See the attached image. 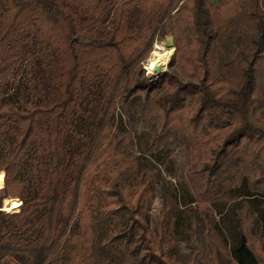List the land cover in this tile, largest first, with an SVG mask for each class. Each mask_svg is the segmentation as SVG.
<instances>
[{
  "label": "trees",
  "instance_id": "obj_1",
  "mask_svg": "<svg viewBox=\"0 0 264 264\" xmlns=\"http://www.w3.org/2000/svg\"><path fill=\"white\" fill-rule=\"evenodd\" d=\"M133 7L155 16L132 29ZM166 35L175 51L148 75ZM134 97L137 137L118 119ZM170 138L195 185L186 259L181 202L150 228L156 180L136 156ZM2 174L0 264H264V0H0ZM222 194L241 197L233 243L209 204Z\"/></svg>",
  "mask_w": 264,
  "mask_h": 264
},
{
  "label": "rangeland",
  "instance_id": "obj_2",
  "mask_svg": "<svg viewBox=\"0 0 264 264\" xmlns=\"http://www.w3.org/2000/svg\"><path fill=\"white\" fill-rule=\"evenodd\" d=\"M111 16L112 13L108 16L106 23ZM154 16V11L142 14L138 9L133 7L128 18L129 25L132 29H137ZM167 37L168 36L166 35L161 40L156 38L152 44L150 53L141 62L142 67L145 68L148 75H157L158 73L166 70L167 64L175 51V46H173V48L171 47L172 50L168 56L153 51H157L155 50V45L157 43L163 46L166 45L165 47H170L165 42ZM187 50L188 48L182 50L181 58L188 56L189 52ZM155 59L160 60L159 70L152 68L153 61ZM141 107L142 102L139 97H134L127 104L119 105L118 107V119L119 116H121L119 121H122L123 126L130 130L136 137L144 130L143 120L140 114ZM187 152L188 151L186 150L184 144L179 139L170 138L153 154L142 155L141 153H138L136 155L138 158L139 173L143 174L145 171L151 170L155 175L156 180L154 186L153 204L148 211L150 228L154 226L161 206L168 196L175 194L181 202L180 210L175 211L174 216L171 219L170 231L175 237L180 254L184 257V259L191 256L196 248L199 247V243L196 239L198 219L195 211L196 205L190 202L194 196L195 185L193 180H191L186 174L189 166ZM2 184L3 174L0 187ZM11 199L19 201L15 197H5L3 199L2 206L4 207L9 205ZM240 201L241 197L235 198L229 194H222L214 198L212 202L209 203L215 211L220 208L225 212L224 220L220 221V227L227 236L229 243H233V231L237 230L239 227L238 218L240 217L242 210ZM250 204L252 208L255 209V203L250 202ZM261 204L262 202L259 201V206H262ZM216 217L218 218L219 215Z\"/></svg>",
  "mask_w": 264,
  "mask_h": 264
},
{
  "label": "bare ground",
  "instance_id": "obj_3",
  "mask_svg": "<svg viewBox=\"0 0 264 264\" xmlns=\"http://www.w3.org/2000/svg\"><path fill=\"white\" fill-rule=\"evenodd\" d=\"M166 46V45H165ZM165 46H163V45H161V44H156L155 45V50H157V51H153V52H159V53H161L162 55H166V56H168L169 54H170V52H171V47L173 48V46H170V47H165ZM155 66H159L160 67V60H158V59H155L154 61H153V65H152V68H155Z\"/></svg>",
  "mask_w": 264,
  "mask_h": 264
},
{
  "label": "water",
  "instance_id": "obj_4",
  "mask_svg": "<svg viewBox=\"0 0 264 264\" xmlns=\"http://www.w3.org/2000/svg\"><path fill=\"white\" fill-rule=\"evenodd\" d=\"M165 42H166V44L167 45H169V46H174V43H173V40H172V38H171V36H168L166 39H165ZM145 69V68H144ZM155 69H157V70H159L160 68H159V66H155ZM163 71V70H162ZM2 186H3V184H2ZM1 186V187H2ZM0 187V188H1ZM3 207V206H2ZM3 210H5V209H3Z\"/></svg>",
  "mask_w": 264,
  "mask_h": 264
}]
</instances>
